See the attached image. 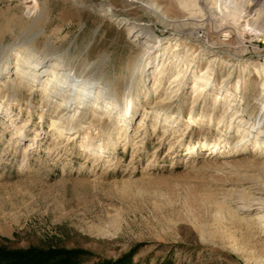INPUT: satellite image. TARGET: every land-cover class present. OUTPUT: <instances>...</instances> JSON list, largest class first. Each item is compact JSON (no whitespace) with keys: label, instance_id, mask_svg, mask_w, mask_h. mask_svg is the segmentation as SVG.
Instances as JSON below:
<instances>
[{"label":"rangeland","instance_id":"obj_1","mask_svg":"<svg viewBox=\"0 0 264 264\" xmlns=\"http://www.w3.org/2000/svg\"><path fill=\"white\" fill-rule=\"evenodd\" d=\"M118 19L142 26L138 52ZM177 31L188 38L168 35ZM0 36L14 50L12 73L18 60L50 61L40 83L18 77L19 103L2 104L0 77L1 249L63 251L76 264H264V0H0ZM146 48L130 81L136 114L115 122L129 124L125 142L112 119L108 144L91 127L81 147L88 124L60 139L54 110L77 101L63 88L90 81L85 117L94 107L99 119L118 114L113 86ZM219 89L234 101L216 99ZM242 123L250 130L238 145ZM242 202L250 209L239 211Z\"/></svg>","mask_w":264,"mask_h":264},{"label":"bare ground","instance_id":"obj_2","mask_svg":"<svg viewBox=\"0 0 264 264\" xmlns=\"http://www.w3.org/2000/svg\"><path fill=\"white\" fill-rule=\"evenodd\" d=\"M104 11L106 12V10H104ZM110 16H111V13H110ZM118 20H119L118 21V25L124 27L125 31L128 32V35H130V33H131L132 36L134 35L133 36V39L130 41V43L136 49V52H138V50L140 49V46L138 45L140 43L139 40L140 39H143L142 37L140 38V35H139V34L142 33V26L140 24H138V23H135L134 25H129V24L123 23L120 19H118ZM38 22L39 21L36 22V20H34L33 24L34 25L35 24L37 25ZM168 35L171 36V37H174V38L175 37H179V36H184V37H187L188 38V35L184 31H181V32L180 31H177V32H174V33H171V34H168ZM1 37L2 36H0V38ZM189 38H193V37H190L189 36ZM147 39L149 40V37H147L145 40L147 41ZM147 47H148V45H147ZM13 51L14 50L12 49V45L11 46H9V45L7 46V45H4L2 43V41H0V77L2 78V76H3V78L5 79V81H4V88H3L4 95L1 98H2V104H5V105L7 104L8 106H9V104H12L13 102L19 103V101L22 98L21 95H20V91H21L20 88L22 87L23 83H22V81L20 79H18V77H21V79L22 78H27L28 79L29 78L28 76H30V79H31L32 82H38V83H40V79L45 76V75L43 76V74L46 72V70H44V69H46L47 67L50 66L49 65L50 64V61H45V60L43 61L44 64L43 65H40V66L38 65L39 63L38 64L37 63L30 64V63H27V62H24V61L22 62V61L18 60L19 61L18 68H16V70H15L16 72H13L12 73L10 71V68L7 66V64H8L7 62L11 58V56L13 55ZM148 52H149V49L146 48V51H144V54L141 53L142 55H139L138 56V54L135 53V55L128 57L126 59L125 63H124V69H125V71L124 72L123 71L121 72L118 81L113 86V91L114 92L112 93L115 96V99H117L118 102L121 105L122 104L124 105L123 108L120 107V111H117V112H119L118 114L116 113V114L112 115V112H113V110H115L114 109L115 107L113 108V106L110 105L111 103H106L105 102L106 105H110L113 108V109H111V110L109 109L107 111V113L110 114V115H107V118L106 117H104V118L101 117L102 119H99L98 116H97V114L99 113V110L101 108L100 107H94V106L93 107L95 109L93 111L92 116L90 118L85 117V111H83V108L86 107V106H92V104L94 103L91 98L93 97V99H94V96L95 95L92 96V93H90V92H92V91H90V87L93 86V84L90 83V81H89L87 83H83L80 86H76L75 88L71 85L70 87H64L63 90H65V93H67L68 95H70L72 93L74 96H76V100H77V101H75L76 102V106H75V108H74L73 111L72 110L70 111L71 105H67V102L64 101V100H60V103L55 108L54 113H53V120L51 122V129L57 131L58 134H59V138L61 139V137H62L61 135L62 134H64V133H66V134L67 133H70L72 130H73V132H74V130L76 132L78 128L80 129V125L88 124V133L86 135V138H84L85 141L82 142V143H80V146L81 147H86V148L90 147L89 146L90 145L89 143L95 138V135L94 136L92 135L93 133H89L90 132L89 129L91 127L95 128L98 131L97 135H99V137H101V138H104L105 141L107 140L106 143L108 144V142H110V140H108V137L107 136L110 135V126H112V125L115 126V124H116L115 122L116 121L118 122V120L120 121L122 118H124V116H126V113L129 114V115L136 114V113H133V108H134V105H135L134 104V101H133L134 93L131 90L132 85H131L130 81L133 79L132 77H133L134 71L137 70V68L139 67L142 58L145 57V55ZM162 55L163 54H160L159 57L162 56ZM153 58L156 59V57H153ZM149 59L151 60V58H149ZM151 61H153V60H151ZM2 64H4V65H2ZM151 64H152V62H151ZM51 65L52 66H55V67L58 66L57 65V62L56 63H53ZM148 65H150V64L147 63V65H146V63H143L141 65V67H142L141 68V73L144 74L145 77H147V79L149 77V71L151 69L150 66H148ZM15 67H17V66H15ZM72 68H75V70L73 69L74 70V74L75 73H79L81 75H84V74H82L83 72L80 71V68L79 67H77V66L74 67L73 66ZM27 69H29V71H27ZM161 72L162 71L159 70L158 72H154V73L157 74L156 76L158 77L160 75L162 76V73ZM202 73H204V72H202ZM8 75L10 77L11 76H14V78L7 80V78H9ZM59 76L61 78H59ZM68 76H70V73L69 72H63V73H60V75L55 74L54 79H55V81H56V79H62L63 80V79H66V77L68 78ZM84 76H86V75H84ZM86 78L90 79L92 77H90V76L87 77L86 76ZM99 78H103L104 79L103 75H99L98 76V79ZM145 80L146 79L144 78V81ZM177 81L180 82V78H178V75L175 77V80L172 83H175ZM209 81H210L209 78L208 79H205L202 82L204 84V86L202 85L199 88H197V86H196L197 91H195L196 92L195 95H199V97H200V93L202 91H204L205 85L210 84ZM51 82H52L51 80H47V84L48 85ZM10 83H13L14 85L12 86V85H10ZM59 86H60V84L58 85V88H60ZM56 92H58L57 87H56V89H52V91L50 93H48L46 91L44 93V97H43L44 102H45L46 98H48L49 96H53V94H55ZM67 94H65V95H67ZM232 96L233 95H230L227 90L219 89L218 92H217L216 99H219V100L220 99L221 100L223 99L224 101H226V102H228L230 104V103H232L234 101L233 98H232ZM126 98H128L129 100L127 101ZM70 99H71V97H70ZM194 102H198L197 99H195ZM47 103H46V105L43 106L46 109H48L47 108V106H48ZM106 105L103 106V108L107 107ZM170 107H171V105H162V106L161 105H158L157 107L154 108V110H157V112L158 111H163L164 112V111L170 109ZM112 116H114L115 119L112 118ZM110 120H111V124L112 125L110 124ZM128 125L129 124L127 123L125 125H116L115 126L114 130L116 131L115 133L118 136L117 139H116V141L122 138V142H125L126 137H128V135H129V134L126 135V133L128 132ZM229 129H231V124H229L226 127V131L225 132L226 133H229V131H230ZM249 130L250 129H249V127H246V124L244 125L242 123V125H238L237 126L236 133H239L241 135L239 136V138H238L239 140H238V142L236 144H238L240 142H245L246 143L247 136L245 137V135H249L248 134L249 133ZM75 132H74V134H72V133L71 134L72 135H76ZM104 134H107V135L104 136ZM16 137L17 138H23L24 137L23 139H26L27 138V137L24 136V134L21 131H17L16 132ZM24 141L26 142V140H24ZM246 147H247L246 145H243V146L241 145L240 146L241 149H239V150H243ZM29 149H30V147H28V146L25 147L24 150H23L22 155L25 156ZM105 149H107V148L105 147ZM258 149H259L258 150V154L259 153L261 154L264 151V141L262 142L261 146L258 147ZM232 150L233 149L230 148V149H228L226 151L220 152V155L217 157V159H223V158L228 157L230 155V153L232 152ZM96 152H97V150H96ZM96 157H95L96 159H100V156H97L96 155ZM228 163L230 165L233 164V162H228ZM251 188H252V190H254V192H263L262 190H260L258 188H254V187H251ZM242 203L243 204L240 206L239 211H242V210L243 211H247V209H250V204H248L247 202H245V203L242 202ZM263 219H264V217L262 218V220Z\"/></svg>","mask_w":264,"mask_h":264},{"label":"trees","instance_id":"obj_3","mask_svg":"<svg viewBox=\"0 0 264 264\" xmlns=\"http://www.w3.org/2000/svg\"><path fill=\"white\" fill-rule=\"evenodd\" d=\"M0 264H76V262L75 254L63 251H8L0 248Z\"/></svg>","mask_w":264,"mask_h":264}]
</instances>
